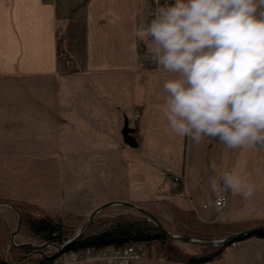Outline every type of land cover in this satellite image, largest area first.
Returning a JSON list of instances; mask_svg holds the SVG:
<instances>
[{"label":"rangeland","instance_id":"rangeland-1","mask_svg":"<svg viewBox=\"0 0 264 264\" xmlns=\"http://www.w3.org/2000/svg\"><path fill=\"white\" fill-rule=\"evenodd\" d=\"M57 90L69 91L67 98L72 103L81 102L82 106L84 103L80 108L82 110H78V106L75 107L81 113H77L81 116L79 128L71 130L75 133V151L63 157L64 161L59 160L60 156L50 155L59 153L61 139L67 132L60 127L61 116L54 113L55 111L50 112L47 104L49 98L43 94ZM104 90L107 92V89ZM52 99L53 107L60 103L56 98ZM92 101L95 104L89 106ZM135 114L129 116V113H126L129 120L135 117ZM50 115L53 120H50ZM96 116H101L104 124L100 131L96 129ZM157 116V121H153H164L168 127L164 105ZM124 120V113L119 120L117 112L107 108L100 114L96 112V80L92 81L81 73L69 71L67 78L59 82L19 77L0 78V197L36 199L39 202L28 201L71 221L74 228L80 227L86 221L97 204L128 198L133 199L130 202L154 214L170 231L177 234L187 229L196 230L199 225L215 221L239 225L236 230H229L225 235L223 232L220 237L215 238L221 239L232 232L253 226H244L251 220L264 222V147L228 149L218 140L211 143L210 139L196 144L186 137L176 135L168 127L165 130L171 140L166 141L163 138L166 132L164 130L156 131L158 133L154 135L156 140L165 146L163 156L167 161L142 162L139 160L144 158V155H138L136 147L129 148L124 153L114 149L113 132L123 139L121 128ZM139 120L140 117L137 118V126ZM138 131L136 135L139 139ZM96 140L104 142L96 144ZM178 144H181V147ZM211 163L217 166L215 174L210 170L205 171ZM232 170L242 172L256 185L257 190L251 198L244 199L230 192L228 206L217 211L209 206V201H214L213 197L216 195L210 190L208 182L205 188H200V195L194 201L191 199L192 193L184 189L185 175L181 173L185 172L187 178L194 180L201 174L207 178L216 175L219 179L220 173ZM175 176L180 177L177 186L173 181ZM184 199L191 204L189 207L192 212L180 211L186 210V206L182 204ZM203 203H207L208 207ZM118 215L142 217L145 214L137 208L114 204L96 215L95 224L103 225L105 221ZM0 217L11 226L13 232L17 226V212L11 206L1 204ZM231 228L221 229L226 231ZM4 239L0 240V251L8 255L11 235L5 236ZM258 240L264 243V238ZM15 241L42 243L21 230L15 236ZM176 242L190 253H197L202 249L201 244L197 242ZM243 245L247 249L242 248ZM258 248L259 245L252 239L243 244L235 241L227 247L223 257L203 264H245L241 263L238 257L248 253L254 254ZM45 249L48 254L56 251L52 245ZM147 256L146 252L142 259ZM142 259L133 264H141Z\"/></svg>","mask_w":264,"mask_h":264},{"label":"crops","instance_id":"crops-1","mask_svg":"<svg viewBox=\"0 0 264 264\" xmlns=\"http://www.w3.org/2000/svg\"><path fill=\"white\" fill-rule=\"evenodd\" d=\"M147 4V0H0V78L19 77L56 82L64 80L69 71L65 70L58 59V49L62 45L74 61V67L70 71L81 73L92 81L96 80L98 114L107 108L117 112L120 120L123 113L125 116L128 113L129 116L134 115L137 111L140 113V136L138 139L137 135L139 144L136 148L138 155H144V158L139 161H167L163 156L165 146L154 135L158 133L156 131L164 130L166 132L163 138L171 140L165 130L168 127L164 121L153 120L157 121L160 108L164 105L166 93L163 92V83L169 77L160 69L146 65L140 48L144 46L148 50V40L135 36L137 26L141 22L146 23ZM58 31L63 32L61 44L57 37ZM133 43L136 45L135 51L131 47ZM43 94L49 98L47 104L50 112L55 111L61 116L60 127L67 132L61 139L59 153L50 155L60 156L59 160L64 161L66 155L75 151V133L71 130L80 126L81 116L77 113L82 110L80 108L84 103L82 106L81 102L69 101V91L66 90ZM52 98L60 101L55 107ZM90 104L95 102H89V106ZM76 106L78 110L75 109ZM79 114L81 115L80 112ZM49 117L53 120V116ZM103 126L102 117L96 116V129L100 131ZM153 130L154 134L151 135ZM119 136L113 132L112 141L116 151L124 153L129 148H135ZM103 142L96 140V144ZM178 146L181 147V144ZM181 174L185 175L184 189L192 193L191 199L194 201L200 195V188L206 187L207 177L201 174L194 180L187 178L185 172ZM182 204L186 206V210H190L191 204L186 199ZM194 207L198 209L197 206ZM251 239L259 248L254 254L241 255L238 260L245 264H264V243L258 237L252 236L239 242L243 244ZM242 248L247 249L245 245ZM141 264L166 263L165 260L148 255L142 259Z\"/></svg>","mask_w":264,"mask_h":264},{"label":"clouds","instance_id":"clouds-1","mask_svg":"<svg viewBox=\"0 0 264 264\" xmlns=\"http://www.w3.org/2000/svg\"><path fill=\"white\" fill-rule=\"evenodd\" d=\"M135 36L148 40L147 58L168 75L163 83L169 129L196 144L218 140L228 149L264 147V0H165ZM135 51L136 45L132 44ZM217 172L215 163L205 171ZM221 193L251 198L256 185L232 170L207 178ZM75 260V256H73Z\"/></svg>","mask_w":264,"mask_h":264},{"label":"trees","instance_id":"trees-1","mask_svg":"<svg viewBox=\"0 0 264 264\" xmlns=\"http://www.w3.org/2000/svg\"><path fill=\"white\" fill-rule=\"evenodd\" d=\"M135 127L137 132L138 126ZM0 202L12 204L14 210L22 216L20 230L41 242L62 244L71 238L79 228H74L71 221L64 220L28 200L0 197ZM180 211L183 213L192 212V210ZM95 220L89 229L64 251L56 250L48 254L45 252L46 247L42 249L21 247L9 241L10 253L4 255L0 251V264H53L55 258L72 250H82L86 247L101 249L128 243L144 245L147 254L156 259L172 263L203 264L223 257L227 247L232 245V243L220 245L198 243L202 246L201 251L190 253L182 249L176 240L168 237L148 215L142 217L118 215L108 219L103 225H96ZM258 223V220H251L244 226ZM238 226L236 223L226 224L215 221L199 225L196 230L187 229L180 233L184 236L192 235L203 239H215L220 237L223 232L225 235L229 230H236L235 228ZM223 227L232 228L223 231L221 229ZM11 230V226L0 217V240L11 235ZM252 236L264 238V229L255 232ZM248 237L250 236L242 237L237 241ZM1 242L3 243V241Z\"/></svg>","mask_w":264,"mask_h":264},{"label":"built area","instance_id":"built-area-1","mask_svg":"<svg viewBox=\"0 0 264 264\" xmlns=\"http://www.w3.org/2000/svg\"><path fill=\"white\" fill-rule=\"evenodd\" d=\"M169 2L174 3V0H169ZM147 19L148 23L152 19V13L157 7L156 0H147ZM160 5L165 3V0H159ZM60 44L62 42L63 32L58 31L57 34ZM141 57L149 68L158 67L147 58V49L144 46H141ZM58 59L63 63L65 70L70 71L74 67V61L68 51L63 48L62 45L58 49ZM140 116V113L137 112L135 117L130 120V125L135 126L137 118ZM175 186L179 185L180 177H173ZM221 195L226 197L227 203L222 206L220 209L228 206L230 202V192L221 193ZM217 199L215 196L214 201ZM213 201V202H214ZM204 206H207L205 204ZM57 250V249H56ZM53 252H50L51 254ZM146 254V249L140 244L128 243L117 247H107L96 249L94 247H86L82 250H72L66 252L57 258H55L53 264H94L97 262L113 263V264H133L134 262L140 261ZM75 256V260H73Z\"/></svg>","mask_w":264,"mask_h":264},{"label":"water","instance_id":"water-1","mask_svg":"<svg viewBox=\"0 0 264 264\" xmlns=\"http://www.w3.org/2000/svg\"><path fill=\"white\" fill-rule=\"evenodd\" d=\"M121 133H122V136H123L125 143H127L131 147H138L139 143H138V139H137V135H136V127L130 125L129 118L127 116H125V120H124L123 127L121 129ZM1 204H7L14 209V206L12 204H9L6 202H4V203L0 202V205ZM114 204H123V205H127V206H130L133 208H137L138 210H140L145 215H148L154 221V223L168 237H170L171 239H174V240H182V241L197 242V243H206L209 245L229 244V243H233V242L237 241V239H240L242 237L252 236L255 232L264 229V222H261V223H258L256 225H253L251 227L232 232L231 234H229V235H227L221 239H203V238L195 237L192 235H185L184 236V235L173 233L172 231H170L154 214H152L151 212H149L145 208L139 207L136 203L130 202V201L115 200V201L104 202V203L98 205L97 207H95L90 212V214L88 215L86 221L78 228L76 233L71 238H69L68 240H66L62 244L54 243V242H47V241L42 242L40 244H35V243L29 242V241L16 242L15 236L19 233L20 227L22 225V216L17 211V214H18L17 226L11 234V241L15 245L21 246V247H33V248L42 249L44 247L52 245L58 251H64L71 243H73L76 239L81 237L89 229V227L93 223L96 215L101 210H103L106 207L112 206Z\"/></svg>","mask_w":264,"mask_h":264}]
</instances>
